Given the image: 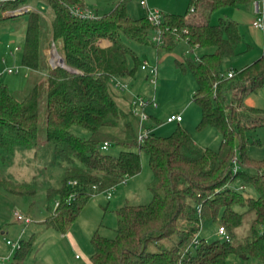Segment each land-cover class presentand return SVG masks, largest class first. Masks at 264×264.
<instances>
[{"label": "trees", "instance_id": "1", "mask_svg": "<svg viewBox=\"0 0 264 264\" xmlns=\"http://www.w3.org/2000/svg\"><path fill=\"white\" fill-rule=\"evenodd\" d=\"M250 1L189 0L185 13L164 14L157 26L147 16L130 17L127 0L97 19L72 14L71 8H86L84 0H5L0 6V14L34 8L0 18L25 21L21 64L31 72L23 96L0 83V164L6 165L18 148L36 149L41 137L66 164L59 187L47 190L45 226L68 233L93 194L140 174L141 152L148 155L152 199L116 210L115 237L94 232L90 264H264V158H250L245 152L250 133L264 126V112L244 105L247 95L264 86V54L228 78L222 65L235 56L242 35L232 19L211 23L217 9ZM152 34H159L162 43L153 42ZM124 38L152 45L158 53L173 52L182 41L189 45L176 66L196 80L192 101L201 111L198 129L213 127L220 133L217 151L198 146L181 126L168 136L152 132L139 143L133 95L126 96L128 92L111 82L133 79L142 66ZM100 40L110 45L101 47ZM51 41L73 71L52 68L44 60V48ZM121 98L128 99L127 107ZM73 126L90 136L73 134ZM104 142L119 147V153L103 151ZM237 180L251 186L255 195L245 185L241 191L234 188ZM0 189L36 195L35 184L2 177ZM205 221L223 226L228 238L200 237ZM32 242L33 237L20 240L11 264H24Z\"/></svg>", "mask_w": 264, "mask_h": 264}, {"label": "rangeland", "instance_id": "2", "mask_svg": "<svg viewBox=\"0 0 264 264\" xmlns=\"http://www.w3.org/2000/svg\"><path fill=\"white\" fill-rule=\"evenodd\" d=\"M188 2L189 0H146V6L143 7L139 4V1L137 9L135 8L133 12H129V16L132 18L145 17L152 10H157L163 15L183 14L187 9ZM256 4L259 5L260 13L264 14L263 0H251L248 3L239 4L237 7L227 6L217 9L211 16V23H218L220 18H229L242 26L247 17L250 18V16L256 15L254 12L257 7ZM5 17L2 16L1 18ZM24 24L23 19L18 23H13L12 19L0 22V73H4L0 78V83L6 84L10 91L18 96H23L28 88V79L25 77L28 71L21 64ZM155 36V34L151 35L152 40ZM123 40L126 45L135 51L140 63L147 62L151 66H157L159 70L156 85L145 80L146 72L140 68L132 79V83H129V91L132 95H140L150 101L146 108L147 114L156 117L161 122H165L167 117L180 113L185 119V124H181V127L190 132L193 140L199 146L217 151L222 141L220 133L213 127L198 129L201 113L199 106L192 101L197 86L192 73L190 71H180L175 78L171 76V73L162 72V70H167V72L174 70L176 72V60H179L178 57L184 58L190 50L189 45L182 41L173 52L162 51L158 53V50L152 45L139 44L127 38ZM16 44H19L21 49L12 56L9 51ZM44 49H48V47ZM195 53H198V51ZM44 60H47L46 56ZM16 66L20 68L19 74H8L6 72L7 68ZM33 76L37 77L36 74H33ZM122 100L124 101L123 106L127 107L126 102L128 103V99L123 98ZM44 121L45 119L41 122L42 135H44ZM177 125L178 123L165 124L157 128V124H154L150 119L144 122V126L155 127V134L158 136L170 135V131ZM70 131L82 138L90 136L85 129L79 126H73ZM119 151L120 148L117 146L110 147L108 150L113 155H117ZM245 152L250 158L257 160L264 158V126L250 133ZM141 160L143 165L141 173L130 178L125 184L119 185L116 190L111 192V200H107L105 192L93 194L89 199L70 229L79 245V249L77 247L75 250L66 241L61 240L63 236L58 231L48 227L45 229L39 225L40 220L47 213V190L59 187L66 164L54 156L52 149L46 145L43 137L40 138V144L36 149H16L15 153L9 157L6 165L0 164V177L16 183L35 184L36 195L34 198L27 195L19 196L0 189V258L13 257L16 251V248L7 245L8 240L17 242L20 239L28 240L33 237L32 249L24 264H83L84 260L74 258L76 251L81 250L84 255L90 257L93 252L91 238L97 230L103 237H115L116 210L119 207L125 204L144 205L152 199L149 191L148 155L144 151L141 152ZM240 185H245L249 193L255 195L254 189L243 183L242 180H237L232 184L234 188ZM16 210L29 215L32 222L28 225L18 222L14 216ZM218 228V223L205 221L199 235L209 241L217 239L219 238L217 236ZM82 259H84L83 256Z\"/></svg>", "mask_w": 264, "mask_h": 264}, {"label": "built area", "instance_id": "3", "mask_svg": "<svg viewBox=\"0 0 264 264\" xmlns=\"http://www.w3.org/2000/svg\"><path fill=\"white\" fill-rule=\"evenodd\" d=\"M5 0H0V6L4 3ZM142 5L146 6V0H142ZM34 8L32 6H24L22 8H19L17 10L14 11H7L4 13L0 14V18L2 16H6V17H12L15 15H20L24 12H28L30 10H33ZM194 7H191V11H193ZM71 12L73 15L78 16L80 18L83 19H97L99 18L94 12H92L89 9H80V8H71ZM5 17V18H6ZM148 20L153 24V25H160L162 22V17L163 14H161L159 11H150L147 15ZM253 27L257 30H260L261 32L264 33V17L262 14H259L258 17L255 19V21L253 22ZM153 42L155 43H162V40L159 36V34H156L155 37H153ZM8 48L10 49V47L8 46ZM197 49V46H196ZM20 51V47L18 46H13L10 51L9 54L14 56V54L16 52ZM44 56L47 57L49 66L53 67V68H64L66 70H71L65 63L63 60L62 55L58 52V48L56 46V44L51 41L50 46L48 47V49L44 50ZM50 61V62H49ZM141 69L143 71L146 72L147 74V78L146 80L149 81L151 84L156 85L157 83V78L159 75V70L158 67L155 65H149L147 62L142 63ZM29 70V69H28ZM6 72L8 74H19L20 73V68L19 67H10L6 69ZM4 75V73H0V78ZM235 75V72L231 71L229 72L226 76L228 78H231ZM112 84L114 85V87L119 90L120 92H128L129 91V83L126 82L124 79H120V78H112L111 79ZM150 104V101H147L144 97L140 96V95H133L132 96V101H131V108L133 111V114L136 116V118L138 119V123H139V136H138V141L139 143H143L144 140L152 134L153 130L148 128L147 126H144V122L145 121H149L150 116L147 114L146 112V108L148 107V105ZM182 121V116L181 115H171L169 117L166 118L165 123L166 124H172V123H179ZM110 148V143L109 142H104L101 149L103 151H107ZM234 164V173H236L238 171V163L236 160L233 161ZM128 180H124L121 184H125ZM76 182L71 183V185H75ZM117 187H112L110 189H108L107 191H105L106 193V198L107 200H111V192H113L114 190H116ZM93 189H96V187H94ZM239 191L244 190L245 186L244 185H240L237 188ZM72 197L69 199L71 200ZM58 202H55V207L58 206ZM14 216L16 218V220L24 225H28L32 222L31 218L29 217V215H25L23 212H21L20 210H16L14 212ZM217 235L219 237H222L224 239L228 238V235L226 233V230L223 226H220L218 228L217 231ZM21 240V239H20ZM197 240L193 241V244L196 245L197 244ZM7 245H11L13 246V248L19 249L20 248V241L17 242H11V241H7ZM12 261V256H9L7 258H0V264H11Z\"/></svg>", "mask_w": 264, "mask_h": 264}, {"label": "crops", "instance_id": "4", "mask_svg": "<svg viewBox=\"0 0 264 264\" xmlns=\"http://www.w3.org/2000/svg\"><path fill=\"white\" fill-rule=\"evenodd\" d=\"M122 1L123 0H84L86 9L91 10L98 17H101L104 14L111 12L116 7V5ZM139 1H140V3H139ZM138 3L141 6H143L141 0H127L128 14H129V12H133L135 8L137 9ZM263 3H264V0H263ZM256 5H257V7L254 10L256 15L250 16V18L247 17L244 25L240 26L238 24L240 34L242 35V40L237 47L235 56L228 58L224 61L223 65H222V73L224 75H227L231 71L234 72V71H240V70L244 69L246 66L252 64L255 60L259 59L264 54V33L261 32L260 30L255 29L252 25L253 22L255 21V19L258 17L257 15L261 14L259 5L258 4H256ZM143 7H145V6H143ZM262 15L264 17V14H262ZM234 19L236 20L235 17H234ZM23 32H24V29H23ZM99 45L101 47H108L110 45V43L107 40H100ZM16 46L20 47V49H21V46L19 44H16ZM198 53H200V50ZM178 58H179V60H176V62L184 60V58H182V57H178ZM27 71L28 72L25 75V77H27V79H29L31 76V72L28 69H27ZM180 71L181 70L179 68L176 69V72H174V70L169 71V72H167V70H162V72H164L166 74L171 73V76H174L175 78H176L178 72H180ZM146 78H147V74H146L145 80H146ZM124 80L130 84L133 81L131 78L130 79L127 78ZM125 95L128 97L132 96L130 91L128 93H126ZM244 105H246L247 107L260 109L264 112V86L261 87L257 92H254V93L247 95L244 99ZM200 113H201V111H200ZM178 114L181 115L180 113H178ZM150 120H152V122L154 124H157V126H156L157 128L164 126L166 124L165 122L159 121V119H157L154 116H150ZM181 124L182 125L185 124V119L183 117H182V121L179 122L177 126H181ZM176 127H174V129ZM151 129L153 130V132H155V130H156L155 127H152ZM174 129H172L170 132L172 133L174 131ZM196 144L198 145V143H196ZM200 147L205 148L204 146H200ZM149 175H150V178H149L150 181L149 182L151 183V181L153 180V177H152L151 173H149ZM150 183H149V186H150ZM47 215H48V212L45 214L43 219L40 220V223H39V225L43 226L45 229L47 227L45 226L44 222L47 218ZM62 236H63V238L61 240L66 241V243L68 245L70 244L75 250L77 249V247L79 249V245H78L76 238H75V235L73 234L72 231H69L66 234H62ZM79 251H76L74 258L76 260H84L83 264H90V257L87 255H84V253H82L81 250H79ZM0 256H1V254H0ZM82 256L84 259H82ZM33 264H35V263H33Z\"/></svg>", "mask_w": 264, "mask_h": 264}, {"label": "water", "instance_id": "5", "mask_svg": "<svg viewBox=\"0 0 264 264\" xmlns=\"http://www.w3.org/2000/svg\"><path fill=\"white\" fill-rule=\"evenodd\" d=\"M71 69V68H70Z\"/></svg>", "mask_w": 264, "mask_h": 264}]
</instances>
